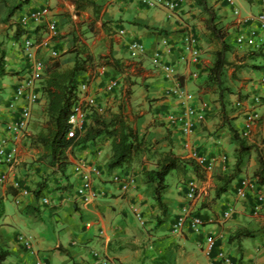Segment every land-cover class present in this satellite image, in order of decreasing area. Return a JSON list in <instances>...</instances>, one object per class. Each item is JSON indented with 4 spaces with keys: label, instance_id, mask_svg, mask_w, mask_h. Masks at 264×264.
<instances>
[{
    "label": "crops",
    "instance_id": "obj_1",
    "mask_svg": "<svg viewBox=\"0 0 264 264\" xmlns=\"http://www.w3.org/2000/svg\"><path fill=\"white\" fill-rule=\"evenodd\" d=\"M18 1L0 2V51L5 54L6 71L9 73L8 80L5 81V76L0 82V95L8 91L9 98L16 77L26 67L20 60L16 44L18 41L14 40L18 22H13L12 16L16 13L8 19L9 21L5 20L8 7ZM93 1L100 10L102 8L98 21L111 22L110 29L115 33L110 36L107 52L103 55L111 53L114 58L136 65L124 74H119L111 68H104L103 71L98 68L94 72L84 73L83 81L89 80L88 94L95 96L104 110L106 105L114 106L113 112H116L115 106L120 95L122 100L128 87L126 78L134 82L127 106L128 109L138 107L140 112L133 126L139 136L144 137L149 144L150 151L131 166L123 168L125 174L135 179V189L128 192L122 191L120 185L112 181V177L122 171L107 170L111 156L109 141H98L82 151H74V158L68 156L70 167L61 174L56 168L39 161L40 149L31 145L32 136L41 130L43 122L46 121V99L40 89L41 99L34 112L36 122L30 126L25 138L17 142L15 162L10 166L0 165V176L6 179L5 185L0 186V199L3 202V213L0 217L6 213L5 202L11 199L16 205L17 219L22 218L20 221L28 233H32L35 238V229L43 227V230L50 228L51 236L48 237L40 231L42 236L33 244L31 237L19 232L13 233L11 224L1 226L0 245L9 252L4 264H34L37 259H43L48 264H103L105 258L114 259L118 264H210L204 251V239L207 235L216 238L215 249L210 258H214L216 253L222 250L235 264H264V206L259 214L253 215L250 209L251 204H254L252 197H248L246 201L237 200L235 197L239 179L245 175L244 166L242 172L227 186L226 191L216 197L219 177L234 171L238 144L229 127L239 133L244 123L245 109L230 110L236 96L245 97L244 100L255 94L263 97V104L256 106L260 119L250 135L254 136L253 143L264 146V89L256 83L264 76V56L231 46L230 51L226 53L229 65L224 71V85L231 93L225 94L221 102L216 94L199 92V87L206 78L207 68L212 62L214 47L203 39L207 34L204 21L206 18L202 8L193 0H187L182 9L171 18L167 17L164 11L145 9L136 2ZM233 1L235 4L238 2ZM242 1V16H255L261 11L260 0ZM207 3L214 9L220 26L230 23L231 9L228 5L220 0H207ZM43 4V0H29L28 5L23 6L20 12L35 10ZM48 5L49 15L58 20L61 30L66 27V21L76 19L77 12H72L74 6L68 1L50 0ZM186 29H192L200 39L202 54L198 65H185L179 60L181 37ZM230 29L228 28V33L233 31V26ZM160 30L163 33H160ZM29 31L34 41H40L47 36L46 20L37 25L31 24ZM164 37L170 39L172 49L165 50L163 58L175 66L182 89L195 103H206V108L198 113L197 126L189 138L190 141L200 154L208 157L225 154L228 160L217 164L212 172L204 171L196 163L197 169L189 167L183 175L172 172V183L166 178L168 188L163 196L165 209L162 213L154 201V185L143 181L142 172L155 168L157 153L172 150L184 159H189V155L183 149L182 134L169 128L164 120L166 113L174 110L177 105L174 99L164 98V91L171 83L164 79L159 70L153 68L152 63H147V60L151 61L149 57L139 61L130 59L126 44L134 39L140 40L145 45L147 54L151 56ZM63 43L64 46L70 47L72 41L69 35L61 41H53L52 45L53 48L60 49ZM261 50L264 54V46ZM67 51L64 49L60 52L58 62L61 70L68 69L73 64L74 55ZM37 55L46 68L51 62L48 60V53L39 50ZM192 72H196V78L191 77ZM109 78L119 80L114 94L102 91ZM9 98L0 103V139L9 137L5 130V123L8 121L6 103ZM229 145L231 150L227 153ZM253 157L251 156L256 169V159ZM78 160H84L101 170V175L94 177V187L102 190L103 196L87 204L82 203L75 192L80 183V176L74 173L73 168ZM42 179L46 180L47 186L37 201L32 191ZM16 181L28 190L27 196H22L18 190L10 187L12 182ZM191 181L196 184L197 191L190 207L205 221V225L199 233H194L186 227L182 232L175 234L172 232V224L185 202L187 185ZM43 197L49 199L48 205H41L40 199ZM229 204L235 206V213L228 220H220L223 210ZM27 206H40V217L26 214ZM136 213L140 214L143 224L138 220ZM239 228L252 231L253 237L231 239ZM19 235L30 240L32 253L23 248L18 241Z\"/></svg>",
    "mask_w": 264,
    "mask_h": 264
},
{
    "label": "built area",
    "instance_id": "obj_2",
    "mask_svg": "<svg viewBox=\"0 0 264 264\" xmlns=\"http://www.w3.org/2000/svg\"><path fill=\"white\" fill-rule=\"evenodd\" d=\"M40 8L25 12L20 16L19 24L25 30H29V26L37 25L46 20L47 34L49 36L42 38L36 42L27 34L23 35L17 42L20 60L26 67L16 77L13 92L6 103L8 112V121L5 123V130L9 137L0 139V165H12L15 162L16 144L25 138L28 129L36 122L35 109L38 106L41 96L40 87L44 78L45 65L42 59L38 58V51L45 50L50 59L58 57V51L53 48V40L58 34L57 20L53 19L50 14L49 1L43 0ZM112 2H136L145 9H157L164 11L167 17L171 18L179 12L187 0H111ZM231 8L232 14L235 17L233 24L232 37L239 46H245L247 49L253 48L256 52L264 46V0H260L261 11L255 16H242L241 11L233 0H221ZM122 34V32L120 33ZM51 46V47H50ZM129 56L133 60H142L149 57L153 68L159 70L164 79L171 83V86L165 89L164 98L174 99L177 102L176 108L167 112L164 120L169 128L178 130L183 136V149L188 152L189 159L193 160L199 167L206 172H212L217 164L227 162L228 158L225 154L216 156L202 155L197 150V147L190 141V136L193 134L197 122L198 113L206 108V103L200 101L195 103L189 95L182 89L177 78V71L173 64L168 63L163 58L165 50L172 49V42L169 38H162L152 55L147 54L145 45L137 39L131 40L126 44ZM201 45L200 39L192 29H186L181 37V55L179 60L185 65H198L201 61ZM103 71L104 68H101ZM192 78H196V72H192ZM256 83L264 89V76ZM119 86L117 78H109L104 83L102 91L107 94L112 92ZM89 80L82 82L77 90V100L74 104L71 114L68 117L69 129L67 138H73L76 132H83L84 127L89 121V117L93 113L102 114L104 108L96 101V97L88 94ZM262 96L255 94L248 100L237 99L233 103L236 110H244V123L239 134L244 138H249L253 127L260 119L256 110V106L263 104ZM246 101V102H245ZM247 103V105H246ZM246 106L248 108L246 109ZM264 125V123H263ZM74 173L80 176V183L76 187V196L82 203L87 204L93 200L103 196V191L94 187V177L101 175V170L95 165H89L84 160H78L74 164ZM112 181L118 185L124 192L135 189V179L133 176L118 173L112 177ZM6 179L0 176V186L5 185ZM10 187L18 190L22 196L29 194L26 188H22L20 184L12 182ZM197 186L194 182H189L185 195V202L179 209V212L172 224V232L177 234L182 232L186 227L194 233H199L205 225V221L198 216L190 207V202L196 196ZM237 200L246 201L248 197H252L254 205L251 206L252 214H259L264 206V193L256 181L251 177H242L239 185L235 190ZM41 205H48L49 199L43 197L40 199ZM235 213V206L229 204L223 210L220 220H228ZM139 221L142 222L139 213H136ZM88 226V224L86 225ZM18 241L23 248L28 252H33L32 245L29 239L19 235ZM216 238L213 235H207L204 239V251L209 258L210 264H235L230 256L224 251L216 253L214 258H210L214 252ZM34 264H48L43 259H37ZM103 264H118L117 261L110 258H105Z\"/></svg>",
    "mask_w": 264,
    "mask_h": 264
},
{
    "label": "trees",
    "instance_id": "obj_3",
    "mask_svg": "<svg viewBox=\"0 0 264 264\" xmlns=\"http://www.w3.org/2000/svg\"><path fill=\"white\" fill-rule=\"evenodd\" d=\"M2 1L4 0H0V2ZM72 1L77 13L87 8L94 10L95 14L99 13L100 9L93 0ZM193 1L207 14V19L205 20L207 30L206 41L214 47L212 62L207 68V75L199 87V92L216 94L218 100L222 102L224 95L231 93V90L224 85V71L229 65L226 60V53L230 51L232 46L228 42L229 34L226 28L217 26L218 17L208 5L207 0ZM28 3L29 0H19L14 5L9 6L5 20H8L16 11L21 10ZM30 32L23 29L18 22L14 40L18 41L25 34L30 37ZM159 32L163 33L162 30ZM261 52L262 50L251 53L264 56ZM69 53L74 55L72 67L61 70L58 60L53 59L45 68L40 89L46 99L44 110L46 121L41 130L32 136L31 145L41 150L38 157L39 161L44 162L49 167L56 168L58 172L64 174L71 165L68 159L69 152L82 151L98 141H109L111 156L107 164V170H121V173L125 174L124 167L131 166L142 155L150 151L149 144L145 141L144 137L139 136L136 128L124 115L125 107L131 95V86L134 85V82L126 78L128 87L124 92V97L117 112L104 111L102 114H91L83 132H76L73 138H67L69 129L68 117L76 103L78 87L85 81H83L84 73L94 72L98 68H111L119 74H124L128 73L136 63H126L114 58L111 53L95 58L86 51L84 46H82L80 51L70 50ZM7 75L9 73L6 71L5 54L3 51H0V82ZM229 129L238 144L235 151L234 171L229 175L219 177L220 183L216 187V197L224 193L227 186L242 172V166H244L246 160L251 155H255L256 159V169L253 171L252 178L260 188L263 189L264 187V146L260 147L255 143H250L247 138L242 137L237 131L231 127ZM156 155L155 168L144 170L142 178L145 183L154 185V201L162 213H164L163 196L168 188L166 183L167 176L172 172L183 175L189 167L197 169L198 166L193 160L184 159L172 152V150L157 153ZM46 186L45 179L36 184L32 194L37 201L41 193L46 189ZM41 211L40 206H27L25 208L26 214L37 218L40 217ZM2 213L3 202L0 199V216ZM251 237H253L252 231L246 228H239L231 236V239L239 240ZM8 256V250L0 245V264H4Z\"/></svg>",
    "mask_w": 264,
    "mask_h": 264
},
{
    "label": "rangeland",
    "instance_id": "obj_4",
    "mask_svg": "<svg viewBox=\"0 0 264 264\" xmlns=\"http://www.w3.org/2000/svg\"><path fill=\"white\" fill-rule=\"evenodd\" d=\"M66 1H68L69 3L73 2L72 0H66ZM236 1L241 3L240 5L237 4L238 2L236 3V5L241 10L240 6H244L243 1L242 0H236ZM72 4L74 6V3H72ZM101 11H102V8H101V10H99L98 14H95L94 10H92L91 8H87L84 11L76 13V19H74V20L71 19L70 21H66V23H65L66 27L64 28V30H61V26H59V22L57 20L58 34L53 41H55V42L58 40L61 41L62 39H64V37H66L68 35L70 36V40L72 41L70 47L64 46V43H63L60 46V49L55 48L58 51V57L56 58L57 60L59 59L60 52L62 50L66 49L68 51H70V50L80 51L82 49V46H84L86 51L89 54L93 55L95 58H97V57H99V56H101L107 52V50H106L107 49V43H108V41L111 40L110 36H113L115 33H114V31H112V29H110L111 22L102 21V20L98 21L100 19ZM72 12L73 13L75 12V7H74ZM202 12H203V10H202ZM231 12L232 11L229 10V15L231 18V20L229 21L230 23H226L225 25L220 26L219 19H218L216 22L218 27H223V28H226L227 30H228V28L229 29L232 28L233 25L231 23L234 24L233 20L235 19V17L233 16V14ZM15 13L16 14H14L12 16V17H14L13 22H16V21L19 22L20 16L23 15L25 12H23V11L20 12V10H19V11H16ZM203 14H204L205 18L207 19V14L205 12H203ZM11 21H12V19H11ZM10 26H12V25H10ZM64 34H66V35L64 36ZM228 34L231 35V36H229L228 42L234 48H237L241 51H252L253 50V48L247 49L245 46L237 45L234 38L232 37V31ZM48 36H49V34H47V37ZM203 39H206V37L203 36ZM16 44H17V42H16ZM127 55H128V57H130L128 50H127ZM48 60L52 61L53 59L48 58ZM147 63L151 64V61L147 60ZM8 78L9 77L7 76V78H5V81H7ZM114 91L112 92V94H114ZM121 93H122V91H120V94ZM9 95H10V93L8 94V91L1 93L0 103L2 102V100H7L9 98ZM238 97L240 99L245 98V97H241V96H238ZM238 97L236 96L234 101L236 99H239ZM118 100H119V102L115 106L116 112L119 110V105L121 104V101H122L121 95H120V99H118ZM128 104H129V102H128ZM127 105L125 107L124 115L127 117L129 122L132 123V125H133L135 122L136 116L140 111H139L138 107H136L134 109H128ZM113 107L114 106H112V105H110V106L106 105L104 111H112V109H114ZM233 109L234 108L231 106L230 110H233ZM253 137L254 136L250 135V137L248 138L250 143H253L252 142V140H254V139H252ZM230 150H231V147L229 145L228 149H227V153H230ZM40 152H41V150H40ZM68 154H69L68 156H72L74 158V153L69 152ZM251 156H252V158H254L253 156H255V155H251ZM252 158L251 157L248 158L244 164L245 175L243 177H248V178L252 177L253 171L255 170V166L253 165V159ZM174 173H176V172H173L172 174H174ZM172 174L168 175V177H167V181L169 183H172L171 182ZM262 191L264 193V189ZM5 207H6V213L2 218L0 217V227L5 225V224H11L12 225L11 231L13 233L19 232V233L26 235L27 237L28 236L31 237L30 240H31V242H33V244L37 241V239H39L40 236H42V233L47 234L48 237L51 236L50 228H46V230H43V227H42V229H40V227H38L37 229H35L36 235L34 238L32 233H28L26 231L24 224H22V221H20V220H22V218H20V220L17 219L18 215H17V211H16V205L13 203V201H11V199H9L5 202ZM44 226H46V224ZM40 231H42V233H39ZM53 264H56V263H53Z\"/></svg>",
    "mask_w": 264,
    "mask_h": 264
},
{
    "label": "clouds",
    "instance_id": "obj_5",
    "mask_svg": "<svg viewBox=\"0 0 264 264\" xmlns=\"http://www.w3.org/2000/svg\"><path fill=\"white\" fill-rule=\"evenodd\" d=\"M229 36H231V35L229 34ZM252 96H253V95H252ZM238 98H239V97H238ZM239 99H240V98H239ZM244 99H245V98H242V99H240V100H244ZM236 100H237V99H236ZM236 100H235V101H236ZM235 101H234V102H235ZM234 102H233V103H234ZM232 106H233V105H232ZM233 108H234V107H233Z\"/></svg>",
    "mask_w": 264,
    "mask_h": 264
}]
</instances>
